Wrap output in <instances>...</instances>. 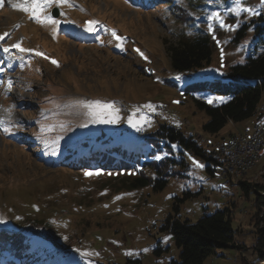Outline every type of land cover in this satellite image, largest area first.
<instances>
[{
  "label": "rangeland",
  "instance_id": "obj_1",
  "mask_svg": "<svg viewBox=\"0 0 264 264\" xmlns=\"http://www.w3.org/2000/svg\"><path fill=\"white\" fill-rule=\"evenodd\" d=\"M19 2L6 0L0 7V34L9 33L0 43L21 41V47L42 52L48 59L26 54L23 69L19 61L8 68V58L0 52L4 61L0 80L5 81L0 86V113L11 109L5 111V121L19 125L11 134L0 133V251L15 245L31 256L28 264L30 260L86 264L76 249L98 253L91 257L92 264H125L135 258L142 264H168L179 260L172 236L162 229L169 218L195 223L203 213L228 208L240 249H218L203 264L254 262L256 240L264 235V194H246L239 183L264 188V156L245 175L222 180L218 163L179 146L174 149L157 134L162 126L179 130L209 156L222 140L250 135L252 119L229 122L216 136L206 134L202 126L207 116L195 100L209 104L208 97L227 99L209 88L212 83H227L223 76L228 68L244 63L253 49L254 21L264 16L261 0H243V6L257 15L237 14L235 0H72L71 7L52 6L62 21L55 37L50 25L38 24L12 7ZM212 12L239 26L229 31L212 22L210 33L207 17ZM89 20L99 22L95 32L85 31ZM242 28L243 35L238 36ZM112 29L124 37L122 48L116 47ZM203 36L211 46L210 62L188 73L172 70L168 49ZM8 79L13 84L5 94ZM263 100L261 96L260 111ZM76 101L111 103L119 109V122L90 123L88 110ZM149 104L153 107H146ZM130 116L148 122H142L138 131L129 125ZM86 122V127L80 126ZM41 124L53 125L54 130L41 133ZM57 136L63 137L58 154L46 155L49 149L37 137L51 142ZM100 144L101 149L117 145L127 155L140 154L141 162L150 165L138 166L141 172L72 167ZM187 154L205 167L195 169ZM156 155L164 158L156 160ZM86 172L93 175L85 176ZM139 175L154 181L128 187ZM156 179L165 181L160 190L153 188ZM165 237L171 239L165 242ZM52 240L63 249L54 248ZM128 251L134 255H126ZM261 254L258 264H264V246ZM7 256L6 264L13 261L12 255Z\"/></svg>",
  "mask_w": 264,
  "mask_h": 264
},
{
  "label": "trees",
  "instance_id": "obj_2",
  "mask_svg": "<svg viewBox=\"0 0 264 264\" xmlns=\"http://www.w3.org/2000/svg\"><path fill=\"white\" fill-rule=\"evenodd\" d=\"M242 31L243 28L240 29L238 36L243 35L241 34ZM253 32V49L245 62L230 66L223 76L228 84L216 82L212 83L209 88L216 94L225 95L227 99L216 106L195 100L197 108L204 111L207 116V121L202 126V130L206 134L216 136L229 122L239 124L249 119L254 122L262 114L259 106L261 96H264V16L256 18ZM211 54L209 39L205 36L192 40H181L178 46L168 49L171 69L181 74L198 70L203 65L208 64ZM229 84H233L235 87L231 89L228 87ZM160 129L157 135L166 142L173 143L204 159L217 163L213 155L209 156L210 153H206L205 150L199 147L193 137H186L179 130L167 126H162ZM103 145H94L93 148H90V156L74 161L75 165L72 167L85 170L113 171L119 169L138 170L140 166L149 164L141 162L143 158H139L140 154L130 153L131 155H127L126 150L117 145L101 149L100 147ZM105 152L110 156H107L108 154ZM154 169L158 174L159 169ZM138 171L141 172V169ZM140 175L132 179L128 187L136 189L153 183L152 178ZM164 184L163 179H156L153 188L160 190ZM239 185L246 194L252 192L257 196L260 195V192L264 193V188L258 185L244 182L239 183ZM255 203V207H257V197ZM162 229L172 236L176 247L179 249V260L171 261L168 264H203L218 249H240L234 239L235 231L232 227V214L228 208L222 211L217 210L209 215L203 213L195 223L188 220L169 218ZM58 244L57 241H53L54 248L57 250L63 249ZM263 246L264 235L260 234L254 246L258 258L251 264H258L262 261L261 251ZM0 254V264H6L3 260L7 259V255H12L13 260L7 264H16L14 261H19L20 264H28L27 258L31 259V256L25 250L21 251V248H17L15 245L10 250H1ZM32 259L34 261L35 258L32 257ZM125 264L142 263L140 259L135 258L127 259Z\"/></svg>",
  "mask_w": 264,
  "mask_h": 264
},
{
  "label": "snow or ice",
  "instance_id": "obj_3",
  "mask_svg": "<svg viewBox=\"0 0 264 264\" xmlns=\"http://www.w3.org/2000/svg\"><path fill=\"white\" fill-rule=\"evenodd\" d=\"M5 2L6 0H0V7H3ZM261 3L264 4V0H261ZM65 4L71 7L72 0H21V2L19 3H13L12 7L19 9L20 11L24 13H28L29 18L31 20H34L38 24L50 25L53 29V36L55 37L62 21L60 19L53 17L48 12V9L51 8L53 5L60 7ZM235 5L236 6L233 9V11H235L237 14L241 12L248 13L250 15L258 14L251 7L243 6V0H235ZM61 15H64V13H61ZM207 19L209 21L207 28L210 33L214 32V27H213L212 22H215L216 24H218L220 28H224L229 31H234L235 28L239 26V23H237L236 25H229L225 23V18L219 12H212L207 17ZM65 22L71 23V21H65ZM98 23L99 22L95 20L86 21L84 24L85 31L90 32V33L95 32L96 25ZM110 32H111V36L113 37V39L117 41L116 47L122 48L121 42L124 40V37L119 36L115 29L110 30ZM7 36H9L8 32H4L3 34H0V41H4L5 37ZM213 38L215 39V36H213ZM217 43H219V41H217ZM13 49H15V51H13ZM0 51H2L5 54V56L8 58V64H7L8 68H11L14 62L19 61L20 62L19 67L23 69L25 67L26 54L34 53L37 56H44L45 59H48V57L45 56L44 53L42 52L36 51L35 49L21 47V41H17L16 43L11 44V45H8L7 43H0ZM135 51H137L142 57L144 56V54L140 52L139 49H135ZM222 56H223V52H222ZM144 59L147 60V57H144ZM51 62L55 64L57 67H59V64L57 63V61L52 60ZM2 63H4V61L0 60V64ZM3 71L4 69L0 68V72H3ZM177 79H179V77H177ZM3 83H5V81L0 80V84H3ZM6 83H7V87L5 88V94H7L10 91L13 81L11 79H8ZM224 100H225L224 97L212 96V97H208L207 102L209 104H212L214 101L223 102ZM76 104L81 105L82 107L88 110L86 114L90 118L88 121L90 123L115 124L119 122V119H120L118 116L119 109L115 108L114 105L111 103L102 104L100 101H89V102L76 101ZM13 107H15V105H13ZM146 107L152 108L153 106L149 104V105H146ZM5 111H8L10 113L11 109H7ZM142 122L147 123L148 121H146L143 117L139 119H133V117L130 116L128 118L129 125L132 126L133 128H136L138 131L141 130ZM14 126L18 127L19 125L18 124L12 125L9 122H6L5 119L0 118V130H2L4 133L11 134ZM80 126L86 127L87 122L84 124H81ZM60 127L61 129H63L64 125L61 124ZM53 130H54L53 125H45V124L40 125L41 133L51 132ZM37 138L41 140L45 149H49V151L45 152L46 155L55 156L58 154L59 141L63 139L62 136L55 137L51 142L48 139L43 138V137H37ZM172 147L175 149L178 146L172 145ZM187 155H188V158L192 161V165L195 169H203L205 167L204 164L197 161L194 157L191 156V154H187ZM163 158L164 157L161 155H156L154 157V159L156 160H161ZM91 175H93V173H90V172L85 173V176H91ZM116 199H120V197H116ZM2 222L3 220L0 219V223ZM65 239H67V237H65ZM170 239L171 237L164 238L165 242H167ZM75 251H77L80 257L86 261V264H92L91 257L98 255V253H94L88 250L76 249ZM144 251H147V249H145ZM125 254L129 256L134 255L132 251H128Z\"/></svg>",
  "mask_w": 264,
  "mask_h": 264
},
{
  "label": "built area",
  "instance_id": "obj_4",
  "mask_svg": "<svg viewBox=\"0 0 264 264\" xmlns=\"http://www.w3.org/2000/svg\"><path fill=\"white\" fill-rule=\"evenodd\" d=\"M212 104H217L214 101ZM264 145V120H260L247 138L236 142L233 147H228V155L220 156L219 152L214 158H220V173H226L232 165L233 159H240L244 168L251 166L253 160L261 154V147Z\"/></svg>",
  "mask_w": 264,
  "mask_h": 264
},
{
  "label": "bare ground",
  "instance_id": "obj_5",
  "mask_svg": "<svg viewBox=\"0 0 264 264\" xmlns=\"http://www.w3.org/2000/svg\"><path fill=\"white\" fill-rule=\"evenodd\" d=\"M263 102H264V100H263ZM212 105L215 106L217 104H212ZM261 110H262V114L257 119L254 120L253 128H254V126H256L258 124V122L260 120H264V105L261 107ZM244 138H247V134L242 135V136H240V135L239 136H232V137L228 138L227 140H222L221 142L217 143L215 145V152H214L213 157H215L218 154V152H219L220 156H227L228 155V147H233L236 144V142L241 141ZM263 156H264V145L261 147V154L253 160L250 167L243 169V166H241V164H240V159H233L232 165L230 166V168L228 169V171L226 173H220V170H219L220 178L222 180H224V179L228 180V178H239L240 176L245 175V173H247L246 171L249 170L251 167H253L255 164H257L258 161L263 158ZM214 159L216 160V162L220 166V158H214ZM226 184L227 183H224V186ZM262 194H264V193H262Z\"/></svg>",
  "mask_w": 264,
  "mask_h": 264
},
{
  "label": "water",
  "instance_id": "obj_6",
  "mask_svg": "<svg viewBox=\"0 0 264 264\" xmlns=\"http://www.w3.org/2000/svg\"><path fill=\"white\" fill-rule=\"evenodd\" d=\"M54 15H56V13H54Z\"/></svg>",
  "mask_w": 264,
  "mask_h": 264
},
{
  "label": "crops",
  "instance_id": "obj_7",
  "mask_svg": "<svg viewBox=\"0 0 264 264\" xmlns=\"http://www.w3.org/2000/svg\"><path fill=\"white\" fill-rule=\"evenodd\" d=\"M238 244V243H237Z\"/></svg>",
  "mask_w": 264,
  "mask_h": 264
}]
</instances>
